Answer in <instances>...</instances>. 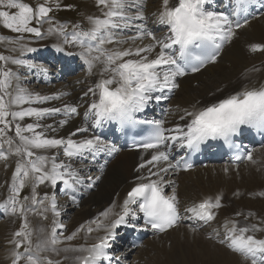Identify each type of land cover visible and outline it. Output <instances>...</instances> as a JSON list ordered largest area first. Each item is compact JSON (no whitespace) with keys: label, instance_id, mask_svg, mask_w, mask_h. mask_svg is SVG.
<instances>
[{"label":"snow or ice","instance_id":"6c2138e0","mask_svg":"<svg viewBox=\"0 0 264 264\" xmlns=\"http://www.w3.org/2000/svg\"><path fill=\"white\" fill-rule=\"evenodd\" d=\"M208 2L209 0H162L157 23L166 26L167 33L162 38H157L146 32L143 24L135 25L138 35L129 39H143L145 34L151 37V42L142 47H106L123 43L117 39L116 32L133 27L132 22L135 20L144 19L143 12L139 10L141 0H96L102 9L101 15L90 16L88 19L91 27L86 31H74L71 39L67 38L68 34L63 27L50 28V32L56 31L65 36V44L79 45L83 49L81 55L85 58L89 71L100 65L101 79L85 93V96L91 94L93 97L92 103L84 113L85 121L91 119L93 126H100L108 121H116L121 125L145 123L136 121L135 114L142 111L153 98L157 101L167 99L162 94L165 90L172 91L179 87L176 83L177 77L185 76L189 70L193 73L199 72L207 64L215 63L223 46L233 39L237 29L244 26L239 22L241 13H247L253 0H234V8L230 14L206 10L205 5ZM133 9H136L135 15L131 14ZM50 11L52 9L46 6V3H40L33 8L23 0H0V21L4 27L17 33H34L38 37L41 36L40 29L31 24L34 20L41 23ZM247 22L245 18L244 24ZM176 46L178 54L171 51ZM194 50L199 54L193 55ZM251 50H264V46L254 44ZM27 51L34 49L28 48ZM0 61L4 62V65L11 62L16 65L26 64L29 68L35 67L27 61L3 54H0ZM4 65H0V160L7 159L5 151L2 150L4 144H7L9 149L14 144L13 138L7 137V131L12 128L14 122L15 137L19 139L14 154L24 158L23 163L18 162L16 165L11 186L12 195L9 199L12 212H19L25 219L23 228L15 233L17 237L22 238L14 242L15 248H21L25 242L27 246L23 247V252H14L12 264H53L51 259L41 255L43 249L39 244L33 250L31 234L26 231L28 225L24 215L25 206L20 204L19 208L17 207L18 197L30 177L34 181L31 197L34 205L43 203L42 200H37L36 184L48 181L56 186L58 181H63L68 188L74 189L75 185L83 183V179L70 165L57 163L55 157L38 155V151L63 146L64 155L67 157L82 156L88 152L95 158L101 152L112 154L118 149L115 145L105 143L99 136L80 141L72 139L71 136L67 139L47 136L45 129H51L52 126L41 125L40 119L61 112L70 116L77 113V108L68 104L62 108L33 107L35 103L59 97L33 94L18 83L13 88V80H18V77L11 68ZM43 71L47 72V69ZM154 93L161 95L153 96ZM182 112L180 119L185 121L182 126L176 124L172 128H166L164 120L146 121L154 126L153 130L148 137L134 146L144 151H155L151 159L141 164L140 168L157 165L161 161L168 162L169 153L159 150L161 146H166L168 141L177 142L181 147L186 145L196 148L210 138L228 139L237 133L241 126L264 127V85L258 88L245 87L224 95L213 103L201 107L193 105L192 110L183 109ZM26 117H35L36 122L22 126L19 121H24ZM67 123V119L59 121L61 126ZM87 130L77 128L71 135ZM248 159H251V154ZM179 163L169 162L167 167L159 168L158 172H153L150 167L149 177L159 176L160 172L176 168ZM191 167V164L185 165V168ZM149 177L138 178L139 182L127 193L122 213L111 224V228L123 223L124 217L130 212L129 205L138 201H142L139 203V211L144 213L146 223L153 229L164 232L178 223L180 214L175 190L171 195H165L163 179ZM24 199L27 200L28 197ZM220 206V197L216 196L214 200L206 198L185 211L192 213L193 218L207 223L214 219L213 209ZM51 209L59 215L54 201ZM102 215L107 216L108 211ZM97 226L100 227L99 224ZM260 230L258 225L238 227L236 221H231L230 226H226L224 239L220 242L226 243L230 250L242 255L250 264H264V238L249 234ZM87 231L91 232L92 228L89 227ZM74 235L75 233L66 239L71 240ZM110 235V232L107 233L99 243L84 249L87 255L78 257L80 264H100L102 259H107L105 249L108 247L107 240ZM51 243H57L55 229Z\"/></svg>","mask_w":264,"mask_h":264},{"label":"bare ground","instance_id":"6f19581e","mask_svg":"<svg viewBox=\"0 0 264 264\" xmlns=\"http://www.w3.org/2000/svg\"><path fill=\"white\" fill-rule=\"evenodd\" d=\"M161 4L162 0H141L139 10L143 12L144 19L135 20L132 22L133 27L116 32L117 39L123 41V43L107 45L106 47L110 49H125L142 47L150 43L151 37L146 34L143 39L134 41L129 39L138 35L135 25L139 24L144 25L146 32L151 30L150 33L152 35L162 38L167 33V28H163L164 25L157 23ZM85 5L88 11L92 12L91 17L101 15L102 12L98 11L97 5L92 0L86 1ZM135 13L131 10V14L135 15ZM87 20L83 28H81V26H84L83 23V25L73 24V32L88 30L91 25L89 19ZM47 25L44 27L45 35L42 38L43 41L30 42L27 47L25 43L17 40H2L6 46V52L10 54L8 57L24 60L35 65V67L29 68L26 64L16 65L8 62L14 73L18 72L16 75L18 80H14L15 86L18 83L20 87L27 89L33 94L38 93L41 96L59 97L43 103H35L32 105L33 107L62 108L65 104H68L77 108V113L70 116H66L64 112H61L40 119L39 123L41 125L52 126L51 129H45L47 136L63 137L65 139L71 136L72 139L77 141L91 138L93 135L89 130V125L92 123H89V120L85 121L84 113L92 103L93 97L91 94L85 96V93L101 79L100 65H96L89 71V66L81 55L83 49L79 45L65 44V38L62 36L53 37L55 33L52 35V32L56 31L50 32L49 29L53 28V26L50 22ZM242 25L244 26L236 30V35L233 39L225 44L215 63L206 65L194 75L176 79L179 87L174 89L172 98L165 104L166 116L164 122L167 128H172L176 124L182 126L185 123V121L180 119L183 115V109L192 110L193 105L201 107L245 87L258 88L264 85V56L261 55L264 50H251V46L254 44L264 46V12L252 17L247 24ZM71 34L67 36L68 39H71ZM28 48L34 49V51H27ZM28 58H33L35 61L32 62V59L28 60ZM71 60H75L72 63V65L76 66L74 69L69 66ZM43 69H47V72H44ZM22 71L26 73L24 77L19 75ZM50 73L55 74L56 77L61 74H68V77L63 76L64 79L72 77L67 82L55 81V75L51 76ZM37 77H39L38 80ZM65 119L68 120V123L61 126L59 121ZM21 122L24 126L28 123L36 122V118L26 117ZM77 128H87L88 130L71 135ZM52 129L55 130L53 131ZM258 149L263 150L264 148L256 147V150ZM37 154L55 157L57 163L63 162L65 165H70L71 169L75 170L83 179V183L75 185V188L78 192H81L84 198L70 203L75 204L82 199L78 204H75L78 206V210L71 214L69 224L63 222L67 216L60 214L63 209V200L57 202L55 199H51L50 190L53 185L48 181L43 184H36L38 186L37 192H39L38 201L42 200L43 203L34 205L28 200L27 204L29 203V205H27L25 210V215L28 218L30 217L29 220L32 225L39 228V226H42V219L45 218L46 222L50 223L48 227L52 232L55 229L56 244H52L51 240L47 239L31 240L33 250L39 244L43 249L41 255L51 259L53 264H74L75 260L73 261L71 256L81 253L82 249H86L84 248L86 243L94 241L97 234L108 230L107 225L115 216L116 210L123 206L121 201L124 199L126 191L136 181H139V177L146 175L149 177L150 166L140 168V165L151 158L153 152L122 151L109 162L104 171L97 170L94 165L90 166L84 163L82 159L86 157L85 153L82 156L77 155L71 158L65 156L63 146L48 149L47 151H38ZM257 158L258 161H253V165L249 164L248 167H229L224 162L211 163L205 167H195L192 171L180 173L173 177L166 175V173H159V176H151L149 178H162L166 183L174 180L177 186L170 193L172 194L173 190H175L180 210L184 211L185 216H191L192 213L185 211V209L200 203L206 198L214 200L216 196H219L220 199L226 197L230 200L229 194L234 193L237 189H244L247 192L249 190L255 191V188L264 187V174L261 172L263 167L260 163L264 161V150L258 154ZM14 165L10 175L11 186L17 163ZM50 166L51 162H49L48 167ZM158 168L151 169L156 172ZM28 181L32 183L33 180L30 177ZM90 182L95 184L92 185L91 190L87 191L86 188L89 187L88 183ZM33 184L34 181L31 188H33ZM45 194H47V199H45ZM39 195L42 197L40 200ZM250 196L251 199L236 196V198L231 199V202L237 206L238 204L235 201L241 200L245 207L259 211V208L264 205H260L259 199H256V193H252ZM9 197L5 196L2 198V200L5 199L6 201L0 199V208H2L1 203L7 206L5 217L8 214H11L8 217L14 215L11 210L12 203ZM53 201L56 204V212L59 215H56L51 209ZM222 204L221 201V206L213 209L214 219L206 226L198 228L199 226L190 223L179 225L166 233L147 239L143 244V248L126 252V258L130 264H250V261L245 260L243 256L231 251L226 246V243L220 242L224 239L227 223L236 219L235 217H226L222 214L224 208H222ZM106 210L108 215H102ZM39 213L40 215H38ZM258 220L263 226L260 229L264 228V221L262 219ZM11 221V218L8 221L6 219V225L0 231V264H12L13 254L16 252L13 244L18 238L13 233ZM98 224L100 227L97 226ZM17 225L19 228L21 222ZM89 227L92 228L91 232L87 231ZM259 232H255V236L262 238L261 236L263 235H260ZM73 233H75L73 239H66V237L72 236ZM32 237L35 239V236ZM77 244H80V251L70 249V246H76ZM48 245L56 246L47 250Z\"/></svg>","mask_w":264,"mask_h":264},{"label":"rangeland","instance_id":"374dc122","mask_svg":"<svg viewBox=\"0 0 264 264\" xmlns=\"http://www.w3.org/2000/svg\"><path fill=\"white\" fill-rule=\"evenodd\" d=\"M86 1L88 2V0H23V2L28 3L31 6H33V8H35L40 3H46V6L50 7L52 9V11H50L48 13V16L46 18H44V20L41 23H37L35 20L32 22L31 26L38 27L41 31V36H39V37L36 36L34 33H17V32H14V31L4 27L2 21H0V42H1L0 43V54H3L4 56H7V57L10 56L9 52H6V46L4 45V42H2V40H7V39L17 40V41L25 43L26 47L29 45L30 42H41V41H43L42 38L45 35L44 34V31H45L44 27L48 26L47 25L48 22L51 23L53 28L63 27L65 29V32L68 34V36L73 32L74 25H78V24L83 25L84 24V26H81V28L85 27V23H86V21H88L87 19L92 15V12L88 11V9L86 8V5H85ZM92 2L97 5L96 0H92ZM57 5H59V7H57ZM97 7H98L97 8L98 11L102 12L101 7H99L98 5H97ZM13 11H15V10H13ZM133 12H136L135 9H133ZM53 33H55V34L53 35ZM52 35H53V37L62 36L63 38H65L64 35H61L58 32H52ZM261 55L264 56V51L262 52ZM31 59L33 60V58H28V60H31ZM0 65H4V62L0 61ZM4 66L6 68H11L8 63ZM12 71L14 72L13 69H12ZM22 72L19 73L20 77H24L26 74L24 71H22ZM17 74H18V72L16 73V75ZM50 75L53 76L52 73H50ZM64 75L61 74L59 77L60 79H58V80L54 79V80L67 82L72 77L71 76L67 79H64L63 78ZM13 88H15V81L14 80H13ZM9 119H11V118H9ZM14 123H13L12 128L7 131V137H12L14 140V144H13L11 149H9V146L7 144H4L2 150L5 151V154L7 155V159L0 160V176H1V178H0V196H2V197L5 195L6 196L12 195L11 185H10L11 171L13 170L15 163H18V162L23 163L24 162L23 157L14 154L15 147L19 145V139L17 137H15ZM19 123L23 126L21 121H19ZM0 127H2V125H0ZM7 137H5V139ZM246 165L248 167L249 163H247ZM246 165H245V167H246ZM251 165H253V164H251ZM240 167H243V165ZM263 171H264V167L261 170V172L264 174ZM28 180L25 183V187L23 189H21L20 195L18 197V200H19V205L17 206L18 208H19L20 204L27 206V205H29V203L27 204V202H29V201L32 202V200H31L32 193H30V192H32V190H33V188H31L33 181H32V183H30ZM244 185H245V183H244ZM33 186H34V184H33ZM37 187L38 186L35 185V191H36V196H37V200H38V193L39 192H37ZM56 190H57V185L53 186L51 188V190H50L51 197H54V195L56 194ZM237 193H239V192H237ZM229 195L231 196V193ZM234 196L239 197L240 195H234ZM24 197H28V199L25 200ZM41 198L42 197L40 196L39 200ZM263 198H264V194H263V196L260 197V199L256 198V199H259L258 202L261 203L260 205H264V199ZM2 201H6V200L4 199ZM61 201H57V202H61ZM235 203L238 205L236 206L234 203L231 202V204L228 207L223 208V206H222V208H223L222 214L224 215V214L228 213V215L231 216L234 212H242L243 208H248V207H245L244 204H242L241 200L235 201ZM241 205H243V206H241ZM66 207H70V205L67 204V205H65V208ZM77 208H78V206L76 205L74 207H71L67 211H62L63 209L60 211V214L67 212L68 216L65 217V220L63 221L64 223H67V224L70 223L71 214L74 213L75 210H78ZM227 210H228V212H227ZM224 211H225V213H224ZM255 211H256V213H255L256 217L255 218L253 217V219L261 218L264 220V206L259 208V211L256 209H255ZM13 214H14L13 216L8 217V215H11V214H8L5 218H2V220L0 221V223H1L0 224V231H2L3 226L5 227V225H6V222L4 221V219L5 220L7 219V221H8L10 218L12 219L11 222H12V227H13V233H15L16 229H18L17 224H19L20 222H21L22 227H20L17 231H20L23 228V225L25 223L24 216H22L19 212L13 213ZM43 214H45V213H43ZM242 214H244L246 217L245 212H242ZM38 215H40V213ZM259 215H260V217H259ZM33 217H34V215H33ZM29 218H28V216H26V222L28 225L26 231L30 233L32 226H31ZM246 219H248V218L246 217ZM42 221H43V224L46 223L45 220L42 219ZM254 221H256V220H254ZM246 222H247L246 223L247 225H244V227H247L249 225L248 220ZM259 222H260L259 220H258V223L256 221L259 228L263 227L261 222L260 223ZM260 224H261V226H260ZM240 225H241L240 221H237V226L240 227ZM33 230H36V227H34ZM256 232H258V231H256ZM253 234L255 235L256 233L254 232Z\"/></svg>","mask_w":264,"mask_h":264}]
</instances>
